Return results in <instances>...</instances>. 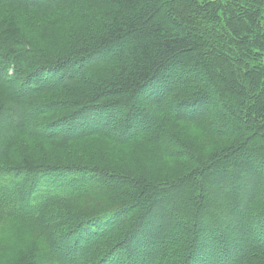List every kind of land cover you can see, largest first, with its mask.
I'll return each mask as SVG.
<instances>
[{
	"label": "trees",
	"instance_id": "obj_1",
	"mask_svg": "<svg viewBox=\"0 0 264 264\" xmlns=\"http://www.w3.org/2000/svg\"><path fill=\"white\" fill-rule=\"evenodd\" d=\"M59 3L69 5L61 14L66 13L73 31L63 43L42 42L33 34L31 19L36 14L31 9H52L55 5L51 8L50 0H0V5L20 8L7 10L9 17L0 14V25H8L7 32L0 26V75L7 74L17 88L14 91L0 79V175H10L7 187L0 188V216L38 226L48 240L53 264H68L61 253L74 258L78 250L84 251L78 264L148 263L161 234L163 240L170 238L166 228L178 237L166 241L162 250L166 261L160 264H248L263 255L264 0ZM9 18L15 23H8ZM178 72L194 77L184 78L176 88L170 83ZM73 73L81 76L75 79ZM88 84L90 97L81 103ZM190 90L194 92L187 94ZM48 92L67 98L44 102ZM169 93L187 115L157 107L148 120L140 99L149 95L161 102ZM38 96L42 98L37 100ZM118 112L125 114L119 118L124 124L119 126V137L99 129L95 131L98 136L129 144L158 139L163 122L159 118L164 113L194 122L213 139L232 140L204 157L195 152L193 156L187 149L179 151L180 160L195 165L168 180L148 179L134 168L111 169L112 173L98 177L97 170L86 165L4 164L11 136L78 139L85 136V127H103ZM25 122L45 127L44 133L29 131ZM148 122V133L127 135L131 125L141 127ZM217 123L233 124L232 131L218 128ZM61 129L68 135H62ZM17 143L15 139L14 148ZM24 169L26 179L29 172L34 178L26 182L20 205L11 190ZM54 189L59 196L50 193L42 198L43 192ZM103 199L109 200L106 205L93 202ZM217 201L225 205L226 213L218 211ZM63 205L69 211H61ZM124 210L129 211L127 217L118 221ZM59 225L62 230L57 236ZM112 226L116 229L110 231ZM244 230L263 243L235 259L238 249L233 248L238 246L230 240ZM209 238L214 240L211 258L206 254L211 249L205 245ZM89 239L92 243L85 248ZM26 264L50 263L33 260Z\"/></svg>",
	"mask_w": 264,
	"mask_h": 264
},
{
	"label": "rangeland",
	"instance_id": "obj_2",
	"mask_svg": "<svg viewBox=\"0 0 264 264\" xmlns=\"http://www.w3.org/2000/svg\"><path fill=\"white\" fill-rule=\"evenodd\" d=\"M50 2H51L50 4L51 8L55 5L52 9L45 10V8H42L40 6L31 9L36 14L31 19L32 24H34L35 26V28H33V34L39 39L42 38L41 39L42 42H45L46 39L47 41L63 43V41H66L69 36L73 35V31L70 30L71 23L67 24L68 17L66 16V13L61 14L63 12H66V9H68L69 5L68 6L62 5L63 3L62 4L59 3V0H50ZM0 9H1L0 14H2L1 16L6 15L7 17H9L11 14L8 11H15L20 8L6 7L5 5H0ZM23 11L25 10L23 9ZM9 19L11 22L8 23L10 24L15 23L13 22L14 21L13 18H9ZM0 26H1V30L4 29V31L8 27L6 23H1ZM5 32H7V30ZM80 71L82 72L84 71V69L81 68ZM73 74H74L73 78L75 79L81 76V75H76V73ZM190 77H194V74L187 75L182 72H178L175 75H172L170 84H172V86H175L177 88L180 86L181 80ZM0 79H4L5 81H7L8 85H10L14 91L17 90L16 85L10 81L9 76L7 74L0 75ZM48 84L50 83H47L46 85ZM78 85L79 84L75 85L74 88H76V86ZM84 89H85L84 91L85 94L86 93L87 94L85 98L81 100L82 101L81 103H85L86 101L85 99L90 97V92H91L90 84L85 85ZM192 92L194 91L190 90L187 92V94L190 93L192 94ZM166 95H167L166 99H163L161 102L158 101V99L156 98H150L149 95H144V97L140 99L139 102L140 107H142V109L144 110V114L148 113L147 114L148 120H150L149 113H154L155 111H157V107H160L162 109L165 108L171 111L176 110V112L182 114L184 113L180 108H177L175 106L176 101H174L175 100L174 96H170V93ZM41 98L42 97L38 96L37 100ZM66 98L67 96L57 95V92H48L44 94L43 101L44 102L46 101L51 102L57 100L60 101V100H65ZM31 111L32 109H29V112ZM160 113L162 114V112H159V115ZM184 115H187V113H184ZM122 116L124 117L125 114L122 112L116 113L115 117L109 122V124L103 127H100L101 125H97L91 128L85 127V130L82 132L84 133L83 135L85 136L73 140L64 141L58 138H43V137H39L38 135H37L38 137L32 135H29L30 137H26L24 135L11 136L7 141V149H8L7 154L4 155V157L7 158V160L4 161H8V162L4 164L18 163V164H29L35 166L51 165L56 167L57 166L63 167L65 165H82V166L86 165L91 169L97 170L95 173H97L96 176L98 177L104 176L101 174L104 172L112 173L113 170L129 171V169L134 168L139 171L141 170L144 176L147 177L148 179L168 180L171 178L182 176L186 172H189L195 165L193 164V161L192 163H190L189 160H185V161L180 160L179 159L180 157L176 156L178 155L179 151L184 150L185 152V149H187L189 152L192 151L193 156L195 152V154H201L204 157L217 151L221 147L228 146V144H230L232 140V138L230 137H224L222 139H213L207 136L206 134H204L202 128L200 126L198 127L197 124H195L194 122L178 120L164 113L159 118L163 122L160 127L162 131L160 130V132L156 134L158 139L152 138L151 141H137L133 144L117 143L114 140H112L110 137L107 138L108 136L101 137L95 133V131L99 129L100 131H105L110 133V135L114 138L119 137L118 136L120 132L119 126L120 125L124 126L122 122H119V118H121ZM3 123L4 125L8 124V121L4 120ZM25 124L28 127V130L33 131V133H44L43 130L45 129V127H42L41 125L38 126L37 123L25 122ZM216 126L220 129H227L230 132L232 131L233 128L232 127L233 124H231V126H228L217 123ZM150 127H151L150 122H148L147 124L141 127H138V125L133 124L130 126L129 133L127 135H130L134 132H138L139 134L140 133L146 134L148 133ZM1 129H0V133H1ZM60 131L62 135H68V132H66L64 129H61ZM30 133L31 132H28V134ZM15 139L18 141V143L14 148L13 144ZM238 144L239 143L234 145H238ZM8 157L10 158L8 159ZM232 159L236 162L240 161L238 157H232ZM218 168L220 169V167ZM211 170L212 168L209 169V171ZM26 172L28 171L25 169L19 172L20 175L17 180L18 185L17 187H13L11 190V192H13L14 197L19 199L20 205H22L21 197L25 196L24 192L27 189L26 182L28 181L30 183L34 178L31 176V172H29L28 179L29 178L30 179L29 180L26 179L27 177ZM2 174L3 177L0 175V188L7 187L4 184L6 182L9 183L8 179L10 176L4 173ZM84 174H85L84 176L87 177L90 173L89 174L84 173ZM108 180H111V178L110 177L107 178V181ZM91 181L92 180H89V182ZM116 181L119 182L118 179L114 180V182ZM50 193L53 196H59V191L54 189V190H50L49 192H43L42 198L50 195ZM108 201H109L108 199H103L99 202H97L96 200H94L93 202L97 205L100 204L106 205ZM217 202L221 206V210L218 208V211L222 212L224 210V212L226 213L225 205L223 203L220 204V201ZM112 203L113 204L115 203L113 199H112ZM32 209L33 211H36L37 207L34 206L32 207ZM60 210L69 211L67 209V205H63L60 208ZM128 212L129 211L127 210L122 211L119 214L118 221H120V219H124L125 217H127ZM45 213L50 214V211L47 210L45 211ZM228 214L231 215V213L229 212ZM234 228L235 230H237L236 227ZM114 229L116 228L112 226V228H110V231ZM60 230H62L60 225L59 227L55 228L57 236L60 233ZM102 234L103 233L101 232L100 234L95 235V237L100 236ZM165 234L170 235L169 238L170 241L168 237L163 240L164 235L161 234V237L158 239V242L155 244L154 252L151 251L149 253L150 261L151 260L155 261L158 264L166 261V258L164 257L166 251L164 252L162 250L164 247L166 248L167 246L166 241H169L170 243L173 237L175 239L176 237H178V233L175 232L174 230H168V228H166ZM204 235H206V237H209L208 233H204ZM236 235H238L237 238L230 240L231 241L230 243L234 244V242H236L238 246L237 248H233L236 250L238 249L234 256L235 259L242 257V255H244L248 251V248L252 247L254 244L263 243L259 238H255L254 236L247 234L246 230L241 232L239 231ZM57 236H55L54 238L56 243L59 240ZM246 236L247 238L241 239V237H246ZM47 243L48 240L46 236L38 226L29 223H23L21 221H15L7 217L0 216V264H26L33 260L47 261L50 264H53V262H50L53 260L52 257L53 255L51 254ZM91 243H92L91 239L87 240L84 243V247L87 248V246L90 245ZM212 243H214V240H211L210 238L207 239L205 243V245L209 249H211L206 251V254L209 258H211V251L213 249ZM160 246H163L161 247V250H160ZM61 248L62 246L58 245L57 249L61 250ZM157 249L160 252H157ZM83 252H84L83 250H78V254L74 256V258H72V256L68 254L61 253V255L63 257L64 262L68 264H78V262H80V260L83 259V255H82ZM209 260L210 259H208V261ZM149 262L148 263L144 262L142 264H150ZM248 264H264V254L251 259L248 262Z\"/></svg>",
	"mask_w": 264,
	"mask_h": 264
}]
</instances>
